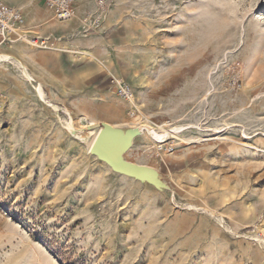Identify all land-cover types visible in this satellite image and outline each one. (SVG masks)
Listing matches in <instances>:
<instances>
[{
	"label": "rangeland",
	"instance_id": "rangeland-1",
	"mask_svg": "<svg viewBox=\"0 0 264 264\" xmlns=\"http://www.w3.org/2000/svg\"><path fill=\"white\" fill-rule=\"evenodd\" d=\"M70 40L0 50V264H264V0H111ZM105 130L148 180L93 154Z\"/></svg>",
	"mask_w": 264,
	"mask_h": 264
},
{
	"label": "built area",
	"instance_id": "built-area-1",
	"mask_svg": "<svg viewBox=\"0 0 264 264\" xmlns=\"http://www.w3.org/2000/svg\"><path fill=\"white\" fill-rule=\"evenodd\" d=\"M46 7L54 13L58 22L65 23L76 18L75 5L78 0H42ZM111 0H97V11L86 13L81 19V30L89 32L100 29L104 23ZM60 41V40H57ZM56 40L32 36L27 28L23 10L10 7L0 1V49L12 47L18 42H25L36 49H55ZM118 95L128 101H135L133 89L124 82L117 85Z\"/></svg>",
	"mask_w": 264,
	"mask_h": 264
},
{
	"label": "crops",
	"instance_id": "crops-1",
	"mask_svg": "<svg viewBox=\"0 0 264 264\" xmlns=\"http://www.w3.org/2000/svg\"><path fill=\"white\" fill-rule=\"evenodd\" d=\"M0 1H2L4 4H6L10 7H17V8H21L23 10L24 16L26 18L27 28L30 30V34L32 36H38L41 38H52L56 41L60 40V41H57L55 44L58 49L65 50L66 48L67 49L73 48V47L78 48V46H79L83 50H85L84 40H79V41L70 40V38L72 37V35H74V33L76 31L81 30L80 19L86 13H88L87 11L86 12L84 11L83 7H79V4H78L79 0L75 5V10L77 9L76 10L77 11L76 18L69 21V22H66V24L61 23V22H54L56 20L54 13L46 7V5L44 4V2L42 0H37V2L32 4V6L31 5L29 6V2H27V0H0ZM23 45L31 47V46H29V44H27L25 42H18L17 44L13 45L12 47H4L0 50H3V49H10L11 50V49L23 46ZM31 49L34 50L36 48L31 47ZM17 50L20 52V54L23 57H25V59H27L28 61H32V62H34L36 59L38 60V62H42L44 60V58L50 59V56H52L48 52H38V53H35V55H34L31 52V50H29L28 48H25V49L19 48ZM36 50L45 51V50H41V49H36ZM83 52H87V51H81L80 52V53L84 54L83 57H87V54L83 53ZM53 55H57L56 57L53 58L54 60H53L52 68H51V69H53V71L57 68V70L62 71V73L64 75L76 76V77L91 71L90 66L86 67L85 65H83V66L76 65V67H73V65H71V61L67 60V59H70V57L65 56V54H63V56L61 54L60 55L53 54ZM60 62H61V64H60ZM55 65H57V66H55ZM65 68H72V71L71 72L66 71ZM87 68H89V70L87 72L84 71ZM76 70L78 72H76Z\"/></svg>",
	"mask_w": 264,
	"mask_h": 264
},
{
	"label": "water",
	"instance_id": "water-1",
	"mask_svg": "<svg viewBox=\"0 0 264 264\" xmlns=\"http://www.w3.org/2000/svg\"><path fill=\"white\" fill-rule=\"evenodd\" d=\"M132 139L131 135L117 136L108 132H102L97 138L92 152L107 162L115 171L133 178L148 180L149 175L145 176V172L141 169L142 167L131 164L118 157V155L129 149Z\"/></svg>",
	"mask_w": 264,
	"mask_h": 264
},
{
	"label": "bare ground",
	"instance_id": "bare-ground-1",
	"mask_svg": "<svg viewBox=\"0 0 264 264\" xmlns=\"http://www.w3.org/2000/svg\"><path fill=\"white\" fill-rule=\"evenodd\" d=\"M9 59H11V57H9V56H6V55H0V61H6V60H9ZM10 62V61H9ZM2 63V62H1ZM38 93L40 94V96H42L43 95V93H42V90H41V88H38ZM95 124L94 123H91L90 125H89V129H91V130H93V128H95ZM139 131H141V132H146L149 136H151L152 138H154V139H156L157 141H159V142H165L164 140L168 137V134L167 133H164V134H158L152 127H150V126H142L141 128H139ZM103 132H108V133H110V134H112V135H117V136H121V135H118V133H116V132H110V131H108V130H105V131H103ZM102 133V132H101ZM100 135V134H99ZM99 137V136H98ZM132 137V136H131ZM133 138V137H132ZM96 143V141L93 143V145H92V149H93V146H94V144ZM127 151V150H126ZM125 151V152H126ZM124 152V153H125ZM124 153H121L120 155H118V157L120 158V159H122V154H124ZM144 172H145V176H148L149 175V172H148V170L147 169H145V168H141Z\"/></svg>",
	"mask_w": 264,
	"mask_h": 264
}]
</instances>
